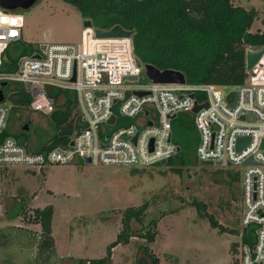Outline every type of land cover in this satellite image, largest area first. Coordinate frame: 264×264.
Instances as JSON below:
<instances>
[{
  "label": "built area",
  "instance_id": "2783aa9c",
  "mask_svg": "<svg viewBox=\"0 0 264 264\" xmlns=\"http://www.w3.org/2000/svg\"><path fill=\"white\" fill-rule=\"evenodd\" d=\"M82 32L78 42L45 43L44 49L22 55L15 70L1 68L3 50L22 38L23 15L0 5V82H17L29 94L32 110L49 113L55 108L49 89L68 90L76 105L71 134L34 150L3 134L9 115L4 96L0 165L41 169L76 158L85 162V157L89 163L153 165L179 151L173 120L189 111L197 159L244 166L239 228L245 234L235 245V264H264V52L244 81L226 91L211 82L154 81L143 61L137 65L131 37H99L90 26ZM141 74L147 77L143 82L138 81ZM132 75L136 77H128ZM204 102L207 106L192 110Z\"/></svg>",
  "mask_w": 264,
  "mask_h": 264
},
{
  "label": "rangeland",
  "instance_id": "374dc122",
  "mask_svg": "<svg viewBox=\"0 0 264 264\" xmlns=\"http://www.w3.org/2000/svg\"><path fill=\"white\" fill-rule=\"evenodd\" d=\"M233 2L259 11L249 28L251 31L264 27V0ZM19 11L23 15L22 38L38 50L43 43L78 42L82 38L83 17L67 1L36 0ZM12 44L9 51L15 52ZM146 79L141 74L138 81ZM18 96L12 87L5 94L8 128L14 135L21 133L22 125L27 124L24 133L29 141L38 142L39 135L48 127L47 113L17 102ZM177 131L174 130L173 138L180 144L188 143L194 152L196 131ZM243 169V165L226 161L194 163L180 175L166 162L136 167L86 163L80 158L41 169L22 164L0 165V264H25L34 258L36 245L27 247L22 243L32 240L40 230L38 223L28 221L36 206L53 204L51 227L57 256L100 257L106 253L107 244L116 238L124 209L145 201L144 224L157 218L154 240L130 236L127 243L112 248V264H142L143 256L148 264L150 258L144 252L145 245L158 257L156 264H232L231 243L240 238L234 230L240 224L241 211L240 199H235L233 194L235 182L240 192ZM194 199L205 204L201 212L211 213L223 230L210 224L196 209ZM17 201L22 202L26 215L15 214ZM3 231H10L9 243H4ZM64 261L62 264H71Z\"/></svg>",
  "mask_w": 264,
  "mask_h": 264
},
{
  "label": "trees",
  "instance_id": "16d2710c",
  "mask_svg": "<svg viewBox=\"0 0 264 264\" xmlns=\"http://www.w3.org/2000/svg\"><path fill=\"white\" fill-rule=\"evenodd\" d=\"M73 4L82 17L91 19L94 26L109 28L119 23L123 27L132 29V49L134 54L144 63H151L160 69L173 68L181 70L188 82H211L226 88L241 84L248 71L246 69L245 54L249 48H259L264 45V27L251 31L249 28L258 17L259 11L253 7L246 8L235 4L233 0H64ZM264 23V18H263ZM15 46V52L9 51L10 44ZM9 43L2 53L1 68L15 70L22 55H31L35 46L20 38ZM15 89L17 102L28 105L30 96L18 84L11 85L7 81L2 88L5 94L10 88ZM49 95L54 96L55 108L46 114L48 127L39 135L38 142L29 141L24 133L14 136L27 147L34 150L46 148L47 141L60 142L64 136L58 135V130L71 122L75 115L74 97L66 89H49ZM193 113H179L173 120V129L188 133L195 131ZM3 134H12L8 126ZM13 135V134H12ZM29 142L30 145H28ZM177 141V140H176ZM178 142V141H177ZM180 150L167 158L166 163L184 175L191 164L199 163L190 145L180 144ZM234 178H238L236 174ZM234 198L240 199V192L235 182ZM15 214L26 209L17 201ZM196 209L201 212L205 204L194 199ZM240 206V200H239ZM146 201L139 206H129L124 209L122 226L116 238L109 242L106 253L100 257H67L57 256L55 240L52 234L51 221L53 204L36 206L28 216L29 222L40 225V230L32 240L22 243L23 246L36 245L34 258L25 264H62V260L71 264H112V248L118 243H127L130 236L139 235L153 241L156 236L157 218H151L144 224ZM211 225L223 230V225L211 213L201 212ZM134 224H137L134 226ZM25 231L22 227H11ZM237 231L240 238L245 232L239 226ZM8 232H2L4 243L11 238ZM22 238V237H20ZM21 240V239H19ZM238 241L232 242L233 250ZM21 244V245H22ZM145 254L150 258L148 264H156L158 257L145 245ZM64 261V262H65ZM142 264H147L146 257H142ZM235 264V261H232Z\"/></svg>",
  "mask_w": 264,
  "mask_h": 264
},
{
  "label": "water",
  "instance_id": "95a60500",
  "mask_svg": "<svg viewBox=\"0 0 264 264\" xmlns=\"http://www.w3.org/2000/svg\"><path fill=\"white\" fill-rule=\"evenodd\" d=\"M36 0H0V5L5 8H26L32 5ZM83 26L87 27H93L95 35L99 37H131L133 30L123 27L121 24L116 23L112 25L109 28H100L97 26H94L91 19L88 17L83 18ZM45 43L41 44V47L44 49ZM264 52V45L260 46L259 48H249L246 50L245 54V61H246V69L249 70L251 66L260 58L262 53ZM33 56L38 57L39 54H33ZM136 63L137 65H141V61L138 57H136ZM145 67V73L148 77L153 79L154 81H162V82H184L185 81V75L181 70L173 69V68H165L160 69L154 64L151 63H144ZM131 78H135V75L128 76ZM74 79V76L72 77ZM6 81H1L0 85H4ZM237 86L226 88L225 90L228 91L230 89H235ZM138 93H141L138 91ZM3 90L0 89V101L3 99ZM201 106H207V102H204L202 104L195 103L194 107L192 108L193 111H197V109ZM114 115H111L109 118V121H113ZM24 128H27V124H24ZM72 121L63 125L58 130V135L64 136V135H70L72 132ZM243 137L240 138V143L242 141ZM72 143V140L70 141ZM180 150V148H179ZM85 162L89 163L90 158L85 157ZM166 160L163 159L161 163H165ZM198 162L202 165H208V164H220L221 160L212 161V160H198ZM245 228H243L244 230Z\"/></svg>",
  "mask_w": 264,
  "mask_h": 264
},
{
  "label": "flooded vegetation",
  "instance_id": "af4514ba",
  "mask_svg": "<svg viewBox=\"0 0 264 264\" xmlns=\"http://www.w3.org/2000/svg\"><path fill=\"white\" fill-rule=\"evenodd\" d=\"M6 84V83H5ZM4 84V85H5ZM4 85H0V89H2L3 90V96H5V91H4V89L2 88V86H4Z\"/></svg>",
  "mask_w": 264,
  "mask_h": 264
},
{
  "label": "snow or ice",
  "instance_id": "6c2138e0",
  "mask_svg": "<svg viewBox=\"0 0 264 264\" xmlns=\"http://www.w3.org/2000/svg\"><path fill=\"white\" fill-rule=\"evenodd\" d=\"M13 23H15V21H13Z\"/></svg>",
  "mask_w": 264,
  "mask_h": 264
},
{
  "label": "crops",
  "instance_id": "0c3cea01",
  "mask_svg": "<svg viewBox=\"0 0 264 264\" xmlns=\"http://www.w3.org/2000/svg\"><path fill=\"white\" fill-rule=\"evenodd\" d=\"M18 9H20V8H18Z\"/></svg>",
  "mask_w": 264,
  "mask_h": 264
}]
</instances>
